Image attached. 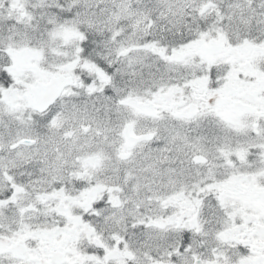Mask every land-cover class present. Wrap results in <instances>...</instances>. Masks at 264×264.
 <instances>
[{
    "label": "snow or ice",
    "instance_id": "6c2138e0",
    "mask_svg": "<svg viewBox=\"0 0 264 264\" xmlns=\"http://www.w3.org/2000/svg\"><path fill=\"white\" fill-rule=\"evenodd\" d=\"M0 264H264V0H0Z\"/></svg>",
    "mask_w": 264,
    "mask_h": 264
}]
</instances>
